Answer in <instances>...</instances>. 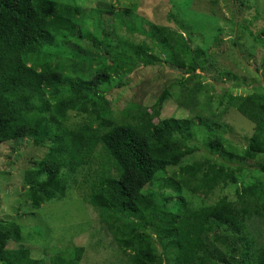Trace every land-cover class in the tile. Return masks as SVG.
<instances>
[{"label": "trees", "instance_id": "obj_1", "mask_svg": "<svg viewBox=\"0 0 264 264\" xmlns=\"http://www.w3.org/2000/svg\"><path fill=\"white\" fill-rule=\"evenodd\" d=\"M198 1L215 14L217 0H196L190 9ZM173 17L168 12V20ZM141 24L129 10L111 14L55 0H0V146L26 140L48 151L26 171L24 198L37 210L64 197L68 184L74 186L96 160L102 174L97 187L90 185L87 202L129 264H264V242L249 228L264 220V96L253 91L233 96V88L225 96L253 125L242 149L224 139L215 113L204 115L207 103L188 117L164 116L172 86L150 106L116 109L105 96L111 88L126 87L124 77L138 67L164 66L181 79H199L196 73L207 65L226 74L217 61L218 35L200 46L190 38L191 27L183 32L176 23L174 29L150 23L148 32L143 29L146 39L136 42L120 34L123 27L142 31ZM249 33L264 48V36ZM71 41L89 43L101 55L100 64L87 73L70 72L55 50ZM71 112L83 120L69 123ZM200 133L208 153L222 162L209 157L184 162L201 150L191 143ZM233 162L259 164L248 171L247 165L230 166ZM156 186L162 191H154ZM225 188H234L233 199L222 195L206 203ZM26 240L19 225L0 220V264H80L84 254L74 247L39 259L28 248H7Z\"/></svg>", "mask_w": 264, "mask_h": 264}, {"label": "rangeland", "instance_id": "obj_2", "mask_svg": "<svg viewBox=\"0 0 264 264\" xmlns=\"http://www.w3.org/2000/svg\"><path fill=\"white\" fill-rule=\"evenodd\" d=\"M55 1L82 8H98L111 14L129 10L133 16L142 20L143 27L140 28L142 31H128L123 27L120 34L134 42L146 39L143 29L148 32L147 25L150 23L169 26L171 29L177 28L174 24L176 23L178 27H184L183 30L180 28L183 32L186 29L190 31L188 28L191 27L190 38L199 42L200 46H206L214 35H218L222 43L218 44L216 49L220 53L217 61L228 76L221 71L217 73L216 69L209 65L204 72L196 73L201 74L199 79L192 77L181 79L164 66L153 69L138 67L124 77L125 80H129L126 87L111 88L105 97L118 110H122L129 103L150 106L164 87L172 86L170 90L172 98L163 110L164 116L174 113L173 115L181 118L188 117L189 111L195 113L203 103H207L204 115L210 117L216 114L214 120L221 125L224 139L238 149L247 146L253 125L227 104L225 96L230 88H233V96L244 95L247 91L264 96V48L253 42L249 33L250 31L252 36H264L261 34L264 29V0H247L246 6H241L239 1L217 0L218 4L214 6L215 14H209L210 6H206L202 1H198L199 6L194 4L195 9H190L196 0ZM203 8L205 10H202ZM186 9L189 10L185 11ZM255 9L258 13L254 11ZM170 11L175 15L172 21L168 20ZM146 12L151 17H148ZM105 17L111 22L110 15L105 14ZM55 51L58 59L67 62L70 72L87 73L100 64L97 60L101 59V55L93 52L86 42L80 46L71 41L57 47ZM32 59L39 60L38 57ZM183 81L185 85L176 89ZM71 115L69 123L76 124L83 120V117L76 116L73 112ZM202 139L203 135L200 133L191 141L201 150L186 158L184 162L208 157L222 162L208 153L201 143ZM47 152L46 146L34 148L26 140L17 145L16 142H9L0 146V220L16 223L27 236L24 243L16 245L10 242L7 248L25 247L29 249L32 258L40 259L44 253H65L74 247H82L84 254L80 264H129L126 255L118 250L106 226L98 221L87 202V197L93 189L90 185L93 182L96 186L102 174L98 161L94 160V169L91 166L77 176L74 186L71 182L68 184L69 188L64 197L54 198L37 210L31 208L28 200L24 198L28 189L24 181L25 173L29 169L33 170L32 162L42 159ZM255 164L259 162H233L230 166L247 165L248 171H253ZM172 171L176 172L177 168L169 169L167 174L170 175ZM111 173H114L113 168ZM153 190L162 191L157 186ZM234 191V188L217 190L206 203H212L222 195L233 199ZM249 228L254 237L264 242V220L250 222Z\"/></svg>", "mask_w": 264, "mask_h": 264}]
</instances>
